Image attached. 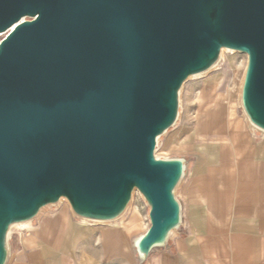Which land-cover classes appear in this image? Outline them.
<instances>
[{
	"label": "water",
	"instance_id": "95a60500",
	"mask_svg": "<svg viewBox=\"0 0 264 264\" xmlns=\"http://www.w3.org/2000/svg\"><path fill=\"white\" fill-rule=\"evenodd\" d=\"M0 264L14 223L66 197L91 220L150 207L140 254L181 223L180 159L155 156L190 75L248 55L241 102L264 130V0H0Z\"/></svg>",
	"mask_w": 264,
	"mask_h": 264
},
{
	"label": "crops",
	"instance_id": "0c3cea01",
	"mask_svg": "<svg viewBox=\"0 0 264 264\" xmlns=\"http://www.w3.org/2000/svg\"><path fill=\"white\" fill-rule=\"evenodd\" d=\"M227 119L223 129L197 130L195 143L170 134L168 144L179 137L194 158H170L184 162L175 188L181 223L147 255L137 248L147 219L114 222L126 209L89 223L70 206L40 216L12 246L7 237L5 264H264V130L234 113Z\"/></svg>",
	"mask_w": 264,
	"mask_h": 264
},
{
	"label": "rangeland",
	"instance_id": "374dc122",
	"mask_svg": "<svg viewBox=\"0 0 264 264\" xmlns=\"http://www.w3.org/2000/svg\"><path fill=\"white\" fill-rule=\"evenodd\" d=\"M6 35L7 33H0V42ZM247 65L248 55L246 53L225 50L215 68L210 72L193 75L185 81L180 91L177 124L174 129L158 137L155 149L157 158L170 159L175 156H187L188 160L194 158V154H186L182 150L186 142H182L179 137L173 143L168 144L170 134L176 130L181 131L180 135L182 134L185 139L188 136L191 142H194L197 130L223 129L228 123L227 118L233 113L249 121L239 98V90ZM63 207L70 209V204L67 200L61 199L56 204L44 207L38 217L32 221L12 225L8 233L9 244L12 246L13 238L35 225L40 216ZM149 212L150 207L146 199L139 190H135L126 213L114 222L122 221L126 216H133L140 225H143L146 219L150 225ZM77 219L96 223L92 220Z\"/></svg>",
	"mask_w": 264,
	"mask_h": 264
},
{
	"label": "bare ground",
	"instance_id": "6f19581e",
	"mask_svg": "<svg viewBox=\"0 0 264 264\" xmlns=\"http://www.w3.org/2000/svg\"><path fill=\"white\" fill-rule=\"evenodd\" d=\"M225 50H231V51H233V52H235V51H237V50H234V49H227V48H222V50H221V56L224 54V51ZM215 66L216 65H214V66H212L211 68H209L207 71H206V73H208V72H210L213 68H215ZM204 73V72H203ZM245 73V72H244ZM244 76H245V74H244ZM244 76H243V80H244ZM193 77V75H190L189 77H188V79H190V78H192ZM243 82V81H242ZM184 85V84H183ZM183 87V86H182ZM182 87H181V89H182ZM181 89H180V91H181ZM180 91H179V97H180ZM135 192V191H134ZM61 199H63V200H67L66 199V197H62ZM68 201V200H67ZM44 207H46V206H44ZM43 207V208H44ZM42 208V209H43ZM73 211V210H72ZM42 213V212H41ZM22 222H19V223H14V224H12V225H17V224H21ZM22 226V225H21Z\"/></svg>",
	"mask_w": 264,
	"mask_h": 264
}]
</instances>
